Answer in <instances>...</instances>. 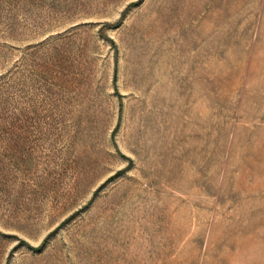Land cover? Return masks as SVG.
I'll return each mask as SVG.
<instances>
[{"label":"rangeland","instance_id":"374dc122","mask_svg":"<svg viewBox=\"0 0 264 264\" xmlns=\"http://www.w3.org/2000/svg\"><path fill=\"white\" fill-rule=\"evenodd\" d=\"M0 264H264V0H0Z\"/></svg>","mask_w":264,"mask_h":264}]
</instances>
